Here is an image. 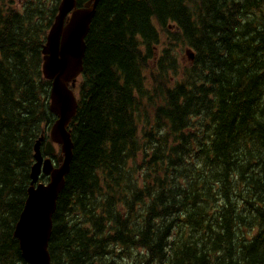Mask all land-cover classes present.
Instances as JSON below:
<instances>
[{
	"label": "trees",
	"instance_id": "trees-1",
	"mask_svg": "<svg viewBox=\"0 0 264 264\" xmlns=\"http://www.w3.org/2000/svg\"><path fill=\"white\" fill-rule=\"evenodd\" d=\"M52 10L0 0V264H28L14 231L57 120ZM71 89L52 264H264V0H101Z\"/></svg>",
	"mask_w": 264,
	"mask_h": 264
},
{
	"label": "water",
	"instance_id": "water-1",
	"mask_svg": "<svg viewBox=\"0 0 264 264\" xmlns=\"http://www.w3.org/2000/svg\"><path fill=\"white\" fill-rule=\"evenodd\" d=\"M100 1L90 0L84 7L76 8V0H62L43 49V75L52 81L50 110L58 117L51 137L61 145L62 156L61 166L54 168L50 159L43 160L40 152L43 139L36 143L37 162L32 168L29 197L14 232L23 258L29 264H51L48 248L53 230V215L59 195L65 187V179L70 173L74 150L67 129L76 115L78 102L69 85H75L83 72L86 37ZM49 143L47 155L54 153L52 143ZM42 172L51 175V182L47 186L39 184L36 187Z\"/></svg>",
	"mask_w": 264,
	"mask_h": 264
},
{
	"label": "rangeland",
	"instance_id": "rangeland-1",
	"mask_svg": "<svg viewBox=\"0 0 264 264\" xmlns=\"http://www.w3.org/2000/svg\"><path fill=\"white\" fill-rule=\"evenodd\" d=\"M44 5H45L44 7L48 8V9L50 8V5L48 4L47 1L44 2ZM169 29L171 31H174L175 30V29H172V28H169ZM161 36H162L161 37V42H160V44L156 48V54H157V56L159 55L161 48L166 44V38H165V34L163 32H161ZM187 60H188V56L185 55V57H184V63L186 64V66H187ZM155 67H156V63L155 62H151L150 69L147 68V70H146V72L148 73V76L146 77L147 78V81H146V84H147L146 85V88L147 89H148V85H150L153 82V80H154V77L152 75V72L155 71ZM171 75H175V73H171ZM164 134H166V130H165L164 127L161 130L160 129L159 130L156 129V135H164ZM141 254H143V252H141ZM123 263L124 264H128V260L123 261Z\"/></svg>",
	"mask_w": 264,
	"mask_h": 264
},
{
	"label": "flooded vegetation",
	"instance_id": "flooded-vegetation-1",
	"mask_svg": "<svg viewBox=\"0 0 264 264\" xmlns=\"http://www.w3.org/2000/svg\"><path fill=\"white\" fill-rule=\"evenodd\" d=\"M9 2H11L13 5H16L20 10H22L24 7H26V5L28 3H32V2H37V0H8ZM53 3V10H52V14H56L59 10V6L61 4L62 0H51ZM78 0H76V4H77ZM86 4V3H85ZM85 4H83L82 6H84Z\"/></svg>",
	"mask_w": 264,
	"mask_h": 264
},
{
	"label": "bare ground",
	"instance_id": "bare-ground-1",
	"mask_svg": "<svg viewBox=\"0 0 264 264\" xmlns=\"http://www.w3.org/2000/svg\"><path fill=\"white\" fill-rule=\"evenodd\" d=\"M36 141H37V140H35V142H36ZM35 142H34V143H35ZM34 146H35V145H34Z\"/></svg>",
	"mask_w": 264,
	"mask_h": 264
}]
</instances>
